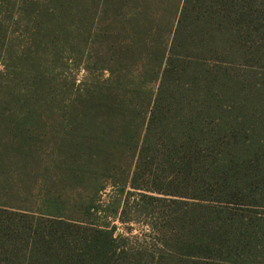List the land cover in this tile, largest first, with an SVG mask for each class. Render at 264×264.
Listing matches in <instances>:
<instances>
[{"label": "trees", "instance_id": "1", "mask_svg": "<svg viewBox=\"0 0 264 264\" xmlns=\"http://www.w3.org/2000/svg\"><path fill=\"white\" fill-rule=\"evenodd\" d=\"M227 5L229 0H183L173 36L166 41L168 56L157 63L162 75L154 96L148 98L143 88L150 76H144L140 89L136 85L143 72L128 84L100 82L69 103L82 111L79 121L87 122L84 144L96 147L95 153L83 151L86 162L83 153L73 152L77 165L71 180L87 189V196L77 218L65 216L64 197L51 190L41 192L35 206L21 212L0 206V264L258 263L262 224L251 209L264 206V154L258 152L264 142L238 135L244 121L223 114L227 106L219 103V91L227 86L235 96L223 67L215 61L209 66L204 56H186L192 45L199 55L213 53V37L217 39L231 16ZM240 19L234 21L238 30ZM169 72L178 74L175 84L166 86L164 99L163 81ZM144 99L150 106L146 113L141 110ZM28 118L25 114L21 120L26 123ZM117 118L115 136L109 124ZM25 136L19 143L29 147L31 136ZM234 137L239 138L231 143ZM115 146L134 155L132 168L106 169ZM234 148H243L245 155L231 151ZM100 156L105 166L96 169L92 165ZM107 183L121 194L126 186L137 194L119 211L106 213L102 208L104 213L126 222L135 219L124 217L131 207L156 235L158 250L131 247L126 237L114 234L115 225L98 222L103 211L98 196Z\"/></svg>", "mask_w": 264, "mask_h": 264}, {"label": "rangeland", "instance_id": "2", "mask_svg": "<svg viewBox=\"0 0 264 264\" xmlns=\"http://www.w3.org/2000/svg\"><path fill=\"white\" fill-rule=\"evenodd\" d=\"M229 2L234 4L227 5L231 16L217 39L213 37V53L199 55L192 45L186 56H204L209 66L215 61L224 68L222 73L235 96L227 86L224 93L219 91V103L227 106L223 114L244 121L238 135L264 142V0ZM182 4L183 0H0V206L21 212L35 206L41 192L51 190L64 197L65 216L78 217L87 189L71 180L70 172L77 165L73 152L95 153L96 147L84 144L87 122L79 121L82 111H75L77 105L71 109L69 103L100 82L111 79L113 84H128L143 72L136 85L140 89V83H145L147 97L154 96L162 75L157 63L168 56L166 41L173 36ZM239 16L240 30L235 23ZM177 74H166L164 99L169 93L166 86L175 84ZM144 76H150L148 81H143ZM146 100L140 101L144 113L150 108ZM25 114L29 117L26 123L21 120ZM109 127L116 136L119 118ZM24 133L31 136L29 147L19 143L28 137ZM18 144L21 149L17 150ZM116 148L106 169L115 170L118 165L132 168L134 155ZM231 151L245 155L243 148ZM85 152L83 162L88 161ZM258 152L264 154V146ZM102 160L100 156L92 166L101 169L105 166ZM136 194L128 186L121 194L107 183L99 192L98 203L106 213L119 211L125 200L131 204ZM251 210L256 211H252L257 214L256 222L262 224L257 264H264V206ZM106 213L98 212V222L115 225L114 234L126 237L129 246L160 248L145 219L131 207L126 208L124 217L135 219L126 222Z\"/></svg>", "mask_w": 264, "mask_h": 264}]
</instances>
